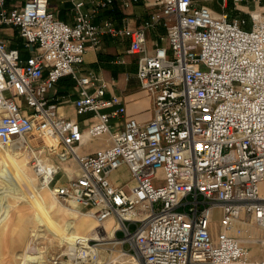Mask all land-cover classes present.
<instances>
[{
  "label": "built area",
  "instance_id": "built-area-1",
  "mask_svg": "<svg viewBox=\"0 0 264 264\" xmlns=\"http://www.w3.org/2000/svg\"><path fill=\"white\" fill-rule=\"evenodd\" d=\"M72 1L69 23L50 0H0V30L17 28L32 52L0 34V150L22 154L38 190L98 225L44 263L264 264L247 245L252 223L264 226V0L248 18L198 0H154L159 8L135 28L95 22L114 0ZM157 25L165 32L149 50ZM104 34L130 38L149 121L126 116L104 78L80 70ZM67 75L81 120L61 113L66 95L51 94ZM97 139L103 147L82 151ZM122 166L127 181L115 178Z\"/></svg>",
  "mask_w": 264,
  "mask_h": 264
},
{
  "label": "crops",
  "instance_id": "crops-1",
  "mask_svg": "<svg viewBox=\"0 0 264 264\" xmlns=\"http://www.w3.org/2000/svg\"><path fill=\"white\" fill-rule=\"evenodd\" d=\"M19 2V3H18ZM25 2V0H8L11 7ZM199 4L208 6L216 15L228 13L230 17H249V13L258 10L261 3L254 0H243L235 3L233 0H198ZM91 3H86L83 7L88 11L92 8ZM159 8L154 0L125 1L114 0L113 3L101 9L95 17V22L100 23L105 19L111 20L117 27L128 25L139 27L151 19L152 14ZM50 9L55 15L65 21H74V5L72 0H50ZM165 32L162 25L148 29V47L152 50L154 43ZM0 34L12 48H19L26 57L32 52L24 46L18 29L15 27H1ZM130 38L127 36H112L104 34L99 47L91 46L85 54V60L80 66L83 73H99L107 83L106 96L114 94L120 95L126 104V116H133L140 122H147L153 117V102L151 96L140 87L137 78L138 56L130 51ZM57 93L59 96L66 95V101L60 105L63 115L81 120L83 115H78L75 110L73 99L77 96L75 81L69 76L62 77L51 94ZM98 140V139H97ZM102 143L93 147L85 146L83 152L96 151L103 147Z\"/></svg>",
  "mask_w": 264,
  "mask_h": 264
},
{
  "label": "rangeland",
  "instance_id": "rangeland-1",
  "mask_svg": "<svg viewBox=\"0 0 264 264\" xmlns=\"http://www.w3.org/2000/svg\"><path fill=\"white\" fill-rule=\"evenodd\" d=\"M101 143L102 140L98 139L92 141L88 145L89 147H93ZM12 153V151H7L4 154L0 153V161L8 158ZM18 160L25 163L24 165L27 167L28 172L32 177V180L36 185L38 179H36V176L33 173L31 166L27 163L26 158L21 155ZM3 173V170H1L0 187H6L9 186V184L12 186L8 178H6ZM115 178L119 179L120 181H127L130 179V173L124 166H122L119 172L115 175ZM13 187L15 190H19L16 183H13ZM40 193L47 199L48 207L49 209H53H51L53 214L59 217L60 219H65L67 216L65 213V207H70L58 202L52 195L51 191L47 188L40 190ZM18 195L24 196L23 193H19ZM7 199L12 204L11 210L7 206L8 201H5V204L3 205V201L0 200V264H17V262L19 261L18 254L24 251V248L28 241L31 245V239L34 238L32 236V233L35 232V229H39L40 221L36 217V213L33 207L27 201L15 197H8ZM77 214L79 215L78 212ZM77 221L78 224L82 225L84 223L90 225V221L91 223L94 222L92 218L82 215H79ZM93 227L90 230L79 229L78 234L87 235L91 232ZM250 228L254 233L257 234L254 242L247 244L249 246L250 255L253 257L254 260H264V226L258 225L257 223H252ZM60 239L61 238L47 231L43 237L38 238V240L33 241V243L45 251L44 258L47 259V257L51 254L58 253L61 251H67L68 244L65 242L63 243V241H60Z\"/></svg>",
  "mask_w": 264,
  "mask_h": 264
},
{
  "label": "bare ground",
  "instance_id": "bare-ground-1",
  "mask_svg": "<svg viewBox=\"0 0 264 264\" xmlns=\"http://www.w3.org/2000/svg\"><path fill=\"white\" fill-rule=\"evenodd\" d=\"M7 151H8L7 149H2L0 150V153L4 154ZM21 155L22 154L13 152L8 158L0 161V171L3 170L4 176L8 178V180L12 184V186L9 184V186L6 187L4 186L3 188L0 187V200L3 201V205L5 204V201H8L7 206L10 210L12 204L7 199L8 197L24 199L33 207L36 213V217L40 221L39 229H35V232L32 233V236L35 239L34 238L31 239L32 240L31 245L30 242L28 241V243L24 248V251L18 254L19 261L17 262V264H45L44 263L45 251L42 250L36 244H34L33 241L43 237L48 231L54 234L55 236L61 238L60 241L62 240L63 243L64 242L67 243L68 244L67 251L71 252L72 246L76 243L77 238L82 236L87 237L94 235L93 230L98 225L97 222L90 216L87 217H90L94 220V222L92 223L91 221L89 222L90 225L85 223L83 225L78 224L77 220L79 215L81 214L79 213L78 215L77 214L78 211L67 207H65L66 209L65 213L67 215L65 219H60L59 217L55 216L52 212L53 209L51 208L52 209L51 210L48 207L47 199L40 193V190L36 188L37 186L34 184L32 177L28 172L27 167L24 165L25 163L18 160ZM13 183H16L19 190L14 189ZM19 193L20 194L23 193L24 196L18 195ZM82 216H86V215H82ZM112 223H113L112 220L107 221V227L110 228ZM92 227L93 229L87 235L78 234L79 229L90 230ZM33 261H37V262L31 263Z\"/></svg>",
  "mask_w": 264,
  "mask_h": 264
}]
</instances>
